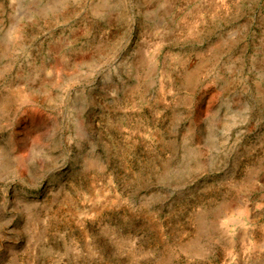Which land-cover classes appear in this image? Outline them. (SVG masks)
<instances>
[{"label":"rangeland","instance_id":"rangeland-1","mask_svg":"<svg viewBox=\"0 0 264 264\" xmlns=\"http://www.w3.org/2000/svg\"><path fill=\"white\" fill-rule=\"evenodd\" d=\"M0 264H264V0H0Z\"/></svg>","mask_w":264,"mask_h":264}]
</instances>
